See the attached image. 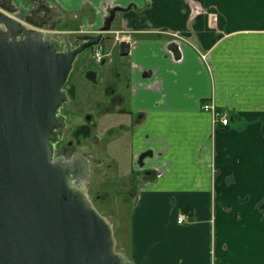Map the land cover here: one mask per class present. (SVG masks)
I'll list each match as a JSON object with an SVG mask.
<instances>
[{"label":"crops","instance_id":"1","mask_svg":"<svg viewBox=\"0 0 264 264\" xmlns=\"http://www.w3.org/2000/svg\"><path fill=\"white\" fill-rule=\"evenodd\" d=\"M51 1L99 28L122 8L128 70L108 119L127 147L109 160L124 181L140 174L122 195L131 264H264V0ZM204 100L229 123L212 129Z\"/></svg>","mask_w":264,"mask_h":264},{"label":"water","instance_id":"2","mask_svg":"<svg viewBox=\"0 0 264 264\" xmlns=\"http://www.w3.org/2000/svg\"><path fill=\"white\" fill-rule=\"evenodd\" d=\"M30 1L38 6L20 20L17 0H0V264H131L90 198L89 159L55 155L73 64L110 37L122 8L112 7L96 32L77 33L73 46L42 30L54 9ZM130 46L118 41L119 56Z\"/></svg>","mask_w":264,"mask_h":264},{"label":"rangeland","instance_id":"3","mask_svg":"<svg viewBox=\"0 0 264 264\" xmlns=\"http://www.w3.org/2000/svg\"><path fill=\"white\" fill-rule=\"evenodd\" d=\"M47 1L49 4L52 2L51 0ZM17 4L22 9V1L17 0ZM50 5L53 9L58 10L57 5L53 3ZM26 6L28 5L25 4L24 8ZM58 11L60 12L61 10ZM60 13H57V18L55 17V22H57V24L54 25V28H42L45 31L51 30L49 34L56 39L66 34L68 39L74 44L75 34L80 32H95L99 29L98 25L92 24L91 21L90 23L82 22L77 13H73L72 15L63 14L62 11ZM104 15H107V13H104ZM16 17L23 20L22 14L20 15V13H18ZM115 26L117 27L118 23H116ZM111 29V32L105 33L110 37L99 45L102 49L101 52L104 54L103 60L100 61L103 64L96 61L92 48H87L81 52L73 64L68 83L69 85L74 84L78 91L76 90L77 93L75 92L71 97L72 99L68 100L66 104L69 110H71V116L68 117V119H71V121H69L71 125H67L64 139L75 141V150L88 157L90 161V174L87 181L90 188L87 190L97 210L107 219L111 220L116 249L122 252L127 250L129 242L127 230L128 223H126L128 212L124 211L128 209L123 208L124 210H122L128 198L122 195L128 192L130 186L133 185L134 188H138L141 184L138 185L133 182L135 176L133 174H129V177H132L131 180L124 181L123 178H126V176L117 172L120 166L118 161L114 162L109 160L110 153L112 152L111 147L115 142L119 145L118 148L121 149V152L123 148L127 147L122 143L123 138L119 134L123 128L122 126H116V124H114L113 127L110 124H106L107 115H100L95 116L98 125L92 128V133L88 138L82 135L79 136V138L71 136V131L74 127L73 124L75 122H80L84 113L89 112L93 114V117L94 114H98L94 104H91L92 102L95 103L96 101H100L102 104L108 103V99L105 95L99 92L103 89L105 84H109L111 87L115 88L127 74V61L118 54V41L126 38L127 32L122 29L114 30L113 23ZM87 70H94L98 77L97 81H99V83L96 84L94 88L86 77ZM120 79L121 81H119ZM96 91L98 93L95 94ZM122 91L126 93L125 88H122ZM122 99L123 94L119 97L120 101ZM116 101H118V98ZM113 106L114 105H111L110 107L113 108ZM115 117L117 119H127L129 116L126 112L118 113ZM117 137H120L118 141H116L118 139ZM120 155L122 157V153H120ZM121 226H123L124 229L121 228Z\"/></svg>","mask_w":264,"mask_h":264},{"label":"flooded vegetation","instance_id":"4","mask_svg":"<svg viewBox=\"0 0 264 264\" xmlns=\"http://www.w3.org/2000/svg\"><path fill=\"white\" fill-rule=\"evenodd\" d=\"M19 1H22V9H21V14H22V16L24 15V14H26L31 8H35V7H37L38 5H36L35 3H31V1L30 0H19ZM46 3H48V1L47 0H44ZM26 5H28V6H26L28 9H27V11L26 12H24V10H25V8H24V5L25 4ZM49 4V3H48ZM30 8V9H29ZM112 7H107L106 8V13H107V15L109 14V10L111 9ZM55 14H56V16H57V13H60L58 10H55V11H53ZM61 14V13H60ZM107 15H105V16H107ZM104 16V17H105ZM48 21V20H47ZM51 24H52V21L50 22V21H48V22H46L45 24H44V26L46 27V28H49V27H51ZM96 32V31H95ZM87 33H89V32H87ZM91 33H94V32H91ZM76 35V34H75ZM74 38H75V36H74ZM76 44H78V40L75 38V41H74V44H72L73 46L74 45H76ZM92 48V50L95 52V50L96 49H99L100 50V52H101V48L99 47V45L98 46H95V47H91ZM103 56H104V54H103ZM103 56L101 57V59L100 60H96L97 62H100L101 60H103L102 58H103ZM101 63V62H100ZM101 64H103V63H101ZM70 74H71V72H70ZM70 74H69V77H70ZM69 77H68V80H69ZM86 77L88 78V81L91 83V85H93V88H94V86L96 85V84H98L99 83V81H97V75L95 74V71L94 70H87L86 71ZM68 80H67V82H66V84H65V89H66V92H67V94H68V100H71L72 98V96L75 94V92L77 93V89H76V87L74 86V84H70L69 85V83H68ZM96 88V87H95ZM77 90V91H76ZM98 91V90H97ZM95 92V94L96 93H98V92ZM100 93H103L104 95H105V97L108 99V103H106V104H102L100 101H96L95 103H91V104H94V107H95V109H96V111H97V113L98 114H94V117L92 116L93 114H91V113H89V112H86V113H84L83 115H82V118H81V120H80V122H75L74 124H73V129H72V131H71V136H74V137H76V138H79V136H85L86 138H88L89 136H90V134L92 133L91 131H92V128H94L95 126L97 127V121H96V119H95V116H100V115H107L106 116V118H107V120H106V124H108L109 125V119H108V115H109V112L111 111V108L112 107H110L113 103V100H114V96H113V93H114V90H113V87H111L109 84L108 85H106L105 84V86L103 87V89H101L100 91H99ZM119 96V95H118ZM120 97V96H119ZM119 97H118V106H119V108H118V112L119 113H126V106L124 105V101H120L119 100ZM68 103V101L67 102H65L62 106H61V108H60V113L61 114H63L64 116H65V127H64V130H63V135H62V138L59 140V142L55 145V155L56 156H60V157H63V158H69V157H71V156H73L76 152H78V151H76L75 150V147H74V144H75V141H73V140H71V139H67V140H65L64 138V136H65V131L67 130V125H71V123L69 122V121H71V119H68V117H70L71 116V114H70V112H71V110H69V108H68V106H66V104ZM101 107H103V108H101ZM101 130V129H100ZM86 133V134H85ZM85 156V155H84ZM88 158V157H87ZM132 174L133 175H135L134 176V178H133V182L134 183H136V184H138L139 185V173H136L135 171H133L132 172ZM156 175H159L158 174V172H157V174ZM86 187H87V189L88 188H90V186H89V183H88V181L86 182ZM90 190V189H89ZM90 194V193H89ZM92 197V196H91Z\"/></svg>","mask_w":264,"mask_h":264},{"label":"built area","instance_id":"5","mask_svg":"<svg viewBox=\"0 0 264 264\" xmlns=\"http://www.w3.org/2000/svg\"><path fill=\"white\" fill-rule=\"evenodd\" d=\"M19 19V18H18ZM21 20V18H20ZM43 30V29H42ZM49 30V29H47ZM45 33H48L51 31H45L43 30ZM172 35L174 36L175 39L179 38L182 39L180 37V35H178L177 33H172ZM103 56V53L100 52L99 49H96L94 52V57L96 60H100L101 57ZM201 110L208 112L211 116V123H212V129H214L215 127H217L218 125H227L229 123V116L225 111H221L212 100H204L201 105H200ZM187 219V214L180 212L177 215V222L178 223H184Z\"/></svg>","mask_w":264,"mask_h":264},{"label":"trees","instance_id":"6","mask_svg":"<svg viewBox=\"0 0 264 264\" xmlns=\"http://www.w3.org/2000/svg\"><path fill=\"white\" fill-rule=\"evenodd\" d=\"M85 134H86V133H85ZM182 210L187 212V210H186L185 208H183Z\"/></svg>","mask_w":264,"mask_h":264}]
</instances>
